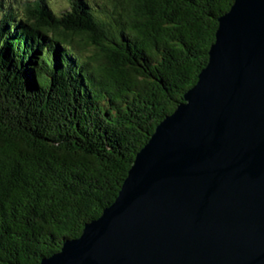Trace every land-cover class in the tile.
<instances>
[{"label":"trees","instance_id":"obj_1","mask_svg":"<svg viewBox=\"0 0 264 264\" xmlns=\"http://www.w3.org/2000/svg\"><path fill=\"white\" fill-rule=\"evenodd\" d=\"M233 2L0 0V264H40L114 201Z\"/></svg>","mask_w":264,"mask_h":264},{"label":"water","instance_id":"obj_2","mask_svg":"<svg viewBox=\"0 0 264 264\" xmlns=\"http://www.w3.org/2000/svg\"><path fill=\"white\" fill-rule=\"evenodd\" d=\"M118 195L40 264H264V0H234Z\"/></svg>","mask_w":264,"mask_h":264},{"label":"rangeland","instance_id":"obj_3","mask_svg":"<svg viewBox=\"0 0 264 264\" xmlns=\"http://www.w3.org/2000/svg\"><path fill=\"white\" fill-rule=\"evenodd\" d=\"M22 1H24V0H22ZM54 1L59 2L60 0H54ZM19 4H22V3H19Z\"/></svg>","mask_w":264,"mask_h":264}]
</instances>
